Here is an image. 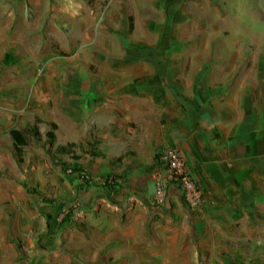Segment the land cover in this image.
Masks as SVG:
<instances>
[{"label":"crops","instance_id":"obj_1","mask_svg":"<svg viewBox=\"0 0 264 264\" xmlns=\"http://www.w3.org/2000/svg\"><path fill=\"white\" fill-rule=\"evenodd\" d=\"M12 1L18 0H0V29L17 20ZM35 1L31 3H40L42 9H54L51 15H36L42 22L37 30L51 33L44 35L46 38L27 37L29 44L41 37L45 44L53 46L57 41L64 48L68 34L78 48L73 57L80 62L74 68L79 72L77 80L69 83L62 76L64 56L60 53L57 58L61 61L47 71L53 73L54 83L62 81L66 85L62 95L68 104L62 112L66 116L63 124L51 119L57 124V145L84 142L94 135L102 140L110 157L128 152L119 167L120 174L125 172L124 183L115 194L122 206L111 205L100 196V184L88 185L80 180L75 187L79 186L84 203L92 205L99 198L96 210H112L118 217L129 212L136 226L150 212L166 214V226L159 233L185 231L192 213L182 206L181 191L175 185L168 194L172 210H153L145 204L156 189L155 174L145 175L150 171L147 166L155 170L159 153L177 148L185 155L203 191V203L190 217L198 228L207 264H264V80L244 81L230 90L232 86L226 84L217 86L209 74L197 77L200 69L193 74L191 70L181 81L157 78L159 70L154 60L137 48L138 41L153 37L157 40L151 49L155 57L165 52L186 57L187 50L179 49L178 42L173 41L169 51L162 50V35H225L223 25L205 17H199V21L194 16L206 8L215 19H221L217 0ZM232 20L233 35H245L238 20ZM46 21L48 27L43 25ZM58 23L65 26L59 27ZM12 53L6 50L0 54V68L12 65L4 62ZM82 62H97L102 77L82 80ZM5 83H13L12 97L17 105L29 107L32 82L21 75L0 74V89ZM66 119L71 125L65 123ZM109 166L104 159L92 163L99 174H106ZM130 172L137 177L144 172V176L141 181H133ZM90 241L99 242L94 238Z\"/></svg>","mask_w":264,"mask_h":264},{"label":"rangeland","instance_id":"obj_2","mask_svg":"<svg viewBox=\"0 0 264 264\" xmlns=\"http://www.w3.org/2000/svg\"><path fill=\"white\" fill-rule=\"evenodd\" d=\"M35 2L12 1L17 8V20L11 26L5 24L0 29V54L6 50L13 52L12 65L9 68L1 66L0 74L21 75L32 82L30 96H27L30 105L26 109L17 105L16 98L12 97L15 90L13 83H5L0 89V264H207L203 253L205 249L197 234L198 228L192 221L194 209L182 199L179 198L184 209L193 215H189L185 231L182 228L174 233H159L166 226V214L161 216L150 212L136 226L132 224L129 212H123L120 217L112 210L105 209L104 213H100L96 210L99 208V198L92 205L81 199L79 186L75 187L80 179L64 168L67 165L77 161L82 163L90 173L91 185L101 184L103 177L114 172L121 175L122 186L125 172L120 174L121 165L114 167L109 163V171L99 174L92 167L97 159L92 160L77 148H66L64 155L59 154L57 143L52 147L45 137L46 131L51 129L49 123L52 118L63 124L66 116L62 112L68 104L67 97L62 95L66 85L62 81L54 83L53 73L48 74L47 71L51 65L61 61L57 58L60 53L64 56L61 74L72 83L78 78L79 72L74 68L80 62L73 58L78 48L71 35L67 34L64 38V48L57 41L53 46L45 44V39L41 37L29 44L27 37L43 35L46 38L44 35L51 33L37 30L36 27L41 26L42 22L36 15H51L54 9H42L40 3ZM215 4L223 14L221 19H215L214 13L205 11L206 8L194 16L198 20L205 17L210 22L223 25L226 27L225 35H162V50L169 51L173 41L174 44L178 42L179 49L187 50L186 57L180 53L170 56L167 52L155 57L151 49L157 40L149 37L145 41H138L137 48L143 52L141 54L154 60L159 70L155 77L181 81L191 70L193 74L194 70L200 69L198 75L195 74L197 77L203 73L209 74L217 86L226 84L232 86L230 90L244 81L253 83L257 79L264 80V0H217ZM232 19L238 20L239 28L245 35H233ZM43 25L48 27V21ZM58 25L62 28L65 26L61 23ZM82 64V80L102 77L97 62ZM173 70L177 74H173ZM253 86L251 84V91ZM116 112L123 116L121 111ZM36 119L40 121L43 140L32 137L29 144L15 154L10 129H24L34 124ZM65 123L71 125L67 119ZM122 126H126L124 121ZM65 128L69 130L67 126ZM87 159L90 161L87 162ZM148 169L150 171H146L145 175L154 173L152 166L148 165ZM130 175L133 181L138 182L144 172L139 174V178L136 173L132 175L130 172ZM168 194L169 188L163 201L153 196L145 204L153 210H172L173 204ZM44 197L52 199L53 203L46 204ZM74 205L84 210L75 215L71 225L55 231L54 223L61 221ZM88 210L91 214L87 216ZM47 212L54 214L52 227L48 225ZM93 238L99 242L90 241Z\"/></svg>","mask_w":264,"mask_h":264},{"label":"trees","instance_id":"obj_3","mask_svg":"<svg viewBox=\"0 0 264 264\" xmlns=\"http://www.w3.org/2000/svg\"><path fill=\"white\" fill-rule=\"evenodd\" d=\"M11 59L12 58L9 55H7L4 59V62L6 64H10ZM39 123L40 121L36 119V122L34 124H31L25 127L24 129H19L16 127L10 129L9 132L13 141L15 154L19 153V151L23 147H26L29 144L32 137H36L39 140H43L44 136L40 131ZM49 125L51 126V129L46 131L45 137L47 138L50 145L53 147L57 143V135H56L57 124L55 122H50ZM66 148H77L81 150L82 153L89 156L93 160L94 159L108 160L109 163L114 167H119L122 164L123 159L128 155L127 152L118 157H110L102 140L94 135H92L90 138H87L84 142H78V143L71 142L68 143L66 146L57 145V152L59 154L64 155L66 153ZM75 159L78 160L77 158ZM64 168H66V170L69 171L70 173L77 176L85 184L90 185L91 179L90 178L87 179L84 177L85 174L90 176V173L88 172V170H86V167L82 163L77 161L76 163L72 165H67ZM120 178L121 175H117L114 172L107 174L105 177H103L104 180L100 184L98 192L100 196L106 198L112 205L121 207L122 205L120 201H118L115 198L116 192L121 187ZM171 187H173V184L169 185V190ZM177 190L180 191L179 188ZM182 199L184 200L183 196ZM44 202L46 204L53 203V200L44 197ZM81 210H84V208H82L81 206H77V205L72 206L61 221L54 223L55 224L54 230L55 231H57L58 229L64 230L67 226L71 225L74 221L75 215ZM46 216H47L48 225L52 227L53 221L55 219L54 214L52 212H47Z\"/></svg>","mask_w":264,"mask_h":264},{"label":"built area","instance_id":"obj_4","mask_svg":"<svg viewBox=\"0 0 264 264\" xmlns=\"http://www.w3.org/2000/svg\"><path fill=\"white\" fill-rule=\"evenodd\" d=\"M156 194L154 197L163 201L168 193L169 185L179 188L185 203L191 208H199L203 203V191L189 167L185 155L177 148H166L157 157L154 170ZM85 178L90 176L85 174ZM104 179H102L101 183Z\"/></svg>","mask_w":264,"mask_h":264}]
</instances>
